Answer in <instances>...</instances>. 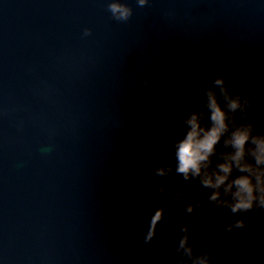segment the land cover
Returning <instances> with one entry per match:
<instances>
[{"label": "water", "instance_id": "95a60500", "mask_svg": "<svg viewBox=\"0 0 264 264\" xmlns=\"http://www.w3.org/2000/svg\"><path fill=\"white\" fill-rule=\"evenodd\" d=\"M126 2L135 14L117 23L107 0H0V264H176L163 225L144 243L160 207L216 264H264V216L220 237L210 220L238 219L227 209L187 216L147 198L175 191L181 178L155 177L151 157L172 162L181 117L215 76L264 130V0Z\"/></svg>", "mask_w": 264, "mask_h": 264}, {"label": "clouds", "instance_id": "9594fccd", "mask_svg": "<svg viewBox=\"0 0 264 264\" xmlns=\"http://www.w3.org/2000/svg\"><path fill=\"white\" fill-rule=\"evenodd\" d=\"M135 3L144 9L152 0H135ZM106 10L117 23H127L135 14L126 0H107ZM171 18L172 13H165L166 21ZM92 35V30L85 28L81 38ZM149 87V79L143 78L137 84V91ZM197 103L198 110L181 117L182 135L170 145L172 162L161 160L158 153L150 160L155 177L181 178L175 191L169 198L170 186L160 183L147 198L168 203L187 216L195 215L197 209H227L229 215L238 219L228 223L216 218L210 220L214 228L223 226L218 235L225 237L245 230L258 219L257 214L264 216V130L252 119L255 110L252 99L232 91L229 81L221 75L208 81L203 98ZM5 115L7 112L0 108V118ZM114 127L122 126L115 121ZM50 151L51 148L42 149L45 154ZM200 191L205 193L203 198H199ZM187 193L196 198L190 199ZM165 211L160 207L150 216L144 243L151 244L163 225L175 241L176 264H216L215 250L196 252V237L190 227L180 225L172 231V226L164 223Z\"/></svg>", "mask_w": 264, "mask_h": 264}]
</instances>
